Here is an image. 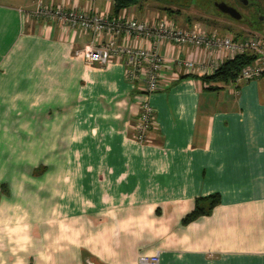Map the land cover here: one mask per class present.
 I'll return each instance as SVG.
<instances>
[{
    "label": "crops",
    "instance_id": "1",
    "mask_svg": "<svg viewBox=\"0 0 264 264\" xmlns=\"http://www.w3.org/2000/svg\"><path fill=\"white\" fill-rule=\"evenodd\" d=\"M94 7L115 16L114 0ZM28 9L0 0V264H130L157 251L161 264H264V77L203 81L184 64L211 58L161 43L156 125L141 144L142 84L120 61L76 57L90 36ZM212 194V214L183 224Z\"/></svg>",
    "mask_w": 264,
    "mask_h": 264
},
{
    "label": "built area",
    "instance_id": "2",
    "mask_svg": "<svg viewBox=\"0 0 264 264\" xmlns=\"http://www.w3.org/2000/svg\"><path fill=\"white\" fill-rule=\"evenodd\" d=\"M34 9L23 10L31 20L51 21L65 30L80 31L90 36V42L74 52L89 64L106 66L113 61L125 65L130 82L142 84L145 100L135 125V140L150 142V132L156 125V112L150 102L158 92L162 70L167 62L156 47L161 43L193 46L204 52L208 62L186 61L188 70L199 69L205 75L215 74L226 62L251 53L256 60L245 66L237 81L250 82L264 77V41L258 35L245 39L222 36L217 31H206L200 24L182 29L173 21L162 19L139 21L124 9L118 16L95 9L96 0H85L88 7L79 8V0H32ZM145 42V47L138 44ZM161 264L159 251L142 255L135 263Z\"/></svg>",
    "mask_w": 264,
    "mask_h": 264
},
{
    "label": "rangeland",
    "instance_id": "3",
    "mask_svg": "<svg viewBox=\"0 0 264 264\" xmlns=\"http://www.w3.org/2000/svg\"><path fill=\"white\" fill-rule=\"evenodd\" d=\"M209 8H211V2L207 0H140L139 4L134 6L132 10H136L138 13H140V11L143 12L150 11L151 14H147L148 19L146 18L145 20H152V18L154 17L153 16L154 12L165 14L166 11L167 13H170L169 10H171L173 11V14L170 16L173 17L172 18L166 17V19L173 21L175 24H177V26L181 27L182 29H190L192 28L193 25L200 24L204 30L208 31V29L210 28L213 29L214 31H217L222 36L235 37L236 35L239 34L241 35V39H242V38L250 37L252 35H258L261 38V40L264 41V25L259 30H255L252 32H247L241 29H238L236 31L233 30L229 31L227 30L228 28H224V26L228 25L229 23L228 21H225L226 18H224L222 15L220 14L215 15L212 12L210 13V15L209 14L205 15L204 13L198 10V9L206 10ZM28 10L31 11L32 9H28ZM141 17L142 15H139L138 17L135 18L141 21L140 20ZM180 46H184V45H180Z\"/></svg>",
    "mask_w": 264,
    "mask_h": 264
},
{
    "label": "trees",
    "instance_id": "4",
    "mask_svg": "<svg viewBox=\"0 0 264 264\" xmlns=\"http://www.w3.org/2000/svg\"><path fill=\"white\" fill-rule=\"evenodd\" d=\"M139 1L140 0H114L113 14L118 16L124 9L137 5ZM169 12L173 14V11L169 10ZM255 60L256 56L251 53L238 56L234 60L226 62L215 74L204 76L203 81H222L227 83L237 81L242 69ZM210 88L217 89L215 87ZM220 202L221 196L219 194L198 198L194 211L183 219V224H188L200 217L211 215L214 208L219 205Z\"/></svg>",
    "mask_w": 264,
    "mask_h": 264
},
{
    "label": "flooded vegetation",
    "instance_id": "5",
    "mask_svg": "<svg viewBox=\"0 0 264 264\" xmlns=\"http://www.w3.org/2000/svg\"><path fill=\"white\" fill-rule=\"evenodd\" d=\"M211 8L198 9L205 15L210 13L220 14L228 21L224 28L236 31L238 29L252 32L259 30L264 25V0H207ZM224 10V11H223ZM227 11L229 13H227ZM232 14V15H231ZM237 16V18L233 17ZM222 27V26H221Z\"/></svg>",
    "mask_w": 264,
    "mask_h": 264
},
{
    "label": "clouds",
    "instance_id": "6",
    "mask_svg": "<svg viewBox=\"0 0 264 264\" xmlns=\"http://www.w3.org/2000/svg\"><path fill=\"white\" fill-rule=\"evenodd\" d=\"M38 166V165H37ZM26 175V173H19L18 177L17 175H12L10 180H9V192L11 193V195L14 197V198H18L20 193L17 191V182L18 180L20 182H23L24 181V176ZM22 190V189H21ZM3 206V202L0 201V207Z\"/></svg>",
    "mask_w": 264,
    "mask_h": 264
},
{
    "label": "water",
    "instance_id": "7",
    "mask_svg": "<svg viewBox=\"0 0 264 264\" xmlns=\"http://www.w3.org/2000/svg\"><path fill=\"white\" fill-rule=\"evenodd\" d=\"M223 11H224V10H223ZM227 13H229V12L227 11ZM231 15H232V14H231ZM233 17H235V18H237V19H238V17H237V16H234V15H233Z\"/></svg>",
    "mask_w": 264,
    "mask_h": 264
}]
</instances>
